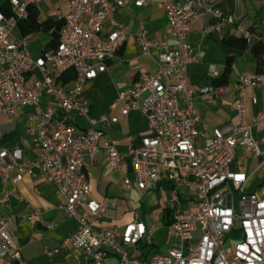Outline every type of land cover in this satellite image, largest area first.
I'll list each match as a JSON object with an SVG mask.
<instances>
[{"label": "built area", "instance_id": "built-area-1", "mask_svg": "<svg viewBox=\"0 0 264 264\" xmlns=\"http://www.w3.org/2000/svg\"><path fill=\"white\" fill-rule=\"evenodd\" d=\"M42 1L8 0L9 11L0 10V117L24 107L34 109L28 131L39 147L33 161L25 159L19 146L0 148V177L14 183L25 176L37 177L53 184L62 196L64 212L78 227L44 252L51 256L74 248L85 262L96 264H106L110 256L114 257L111 264H264V195L248 191L251 173L233 165L238 147L256 158L264 155L252 133L253 126L264 121V112L251 123L244 119L246 90L264 85V68L240 74L233 86L199 85L188 75L189 65L204 56L189 41L197 19L209 18L201 30L204 37L230 26L248 46L256 40L242 23L243 0H231L230 12L221 8L228 0H61L64 10L55 12L61 26L49 30L57 38L33 56L29 37L15 32L27 18L28 8ZM152 1L159 2L165 13L166 35L148 38L141 33L136 42L143 56L156 51V69L140 74L129 86L119 85L117 97L120 114L139 109L147 129L138 146L120 152L104 132L118 116H92L81 94L89 81L107 70L125 40L126 26L114 13L128 2L140 7ZM66 72L73 74L70 86L62 81ZM231 89L236 93L238 123L213 127L206 135V123L195 106L197 95L209 94L214 101ZM252 100L256 102V97ZM72 116L84 118L86 126L79 129ZM100 153L112 169L129 164L133 177L123 180L128 189L151 190L168 184L167 234L173 243L165 253L148 259L138 256L137 246L143 239L150 242L154 224L134 219L122 226L103 225L112 200L90 196L85 170L86 158L93 160ZM184 188L195 196L185 209L181 207ZM21 220L37 223L40 212L34 210ZM1 260L26 264L0 210Z\"/></svg>", "mask_w": 264, "mask_h": 264}, {"label": "crops", "instance_id": "crops-1", "mask_svg": "<svg viewBox=\"0 0 264 264\" xmlns=\"http://www.w3.org/2000/svg\"><path fill=\"white\" fill-rule=\"evenodd\" d=\"M5 1L0 0V5ZM35 8L38 11V21L42 22L47 19H55V12L58 9L64 10V5L61 0H43ZM221 8L224 12H230L232 10L231 0L223 3ZM243 13L242 23L255 33L256 40L264 37V3L261 0H243ZM114 17L126 26L125 40L118 47L115 57L108 62L107 70L86 84L81 99L89 107L90 114L94 117L109 114L118 116L117 122L104 128L105 136L116 142V148L120 152H127L140 144V138L147 129V120L139 109H131L125 115L120 114L122 104L117 101L118 86L121 84L129 86L140 74L156 69V51L152 50L151 55L143 56L136 37L141 33L148 38L164 37L167 18L160 3L156 1L140 7L128 2L114 13ZM208 21L207 16L197 19L189 34L191 45L195 49L200 48L204 51V56L198 62L189 65V79L199 85L210 84L211 78L221 76L229 56H232V65L226 84L233 86L240 74L256 72L255 60L248 48L237 49L223 42V39L228 37H237L233 28L224 26L220 31L209 36L202 35L201 30ZM104 28L108 30L109 24L105 23ZM18 35L20 33L17 30L15 36ZM56 38V32L38 31L37 39H29V51L33 56H36ZM63 77L62 81L70 86L73 77L68 80H63ZM253 96L256 97V102H253ZM46 101L47 99L44 98L42 108ZM235 101L236 93L233 89L214 101L209 94L197 95L195 106L206 123V135L210 134L213 127L238 123ZM34 112V109L24 107L12 116L0 117V148L19 146L22 148L25 159L33 161L37 158L39 147L34 139V134L28 131L32 126L29 116ZM262 112H264V85L248 88L245 98V121L251 123ZM72 118L79 129L86 126L84 118L74 119L73 116ZM252 133L260 150L264 152V121L253 126ZM262 159H264V155L256 158L244 148L238 147L233 160L236 169L251 173L248 191L260 195H264ZM85 170L90 183V196L97 200H112L109 209L104 214L103 225L122 226L134 219H141L147 225L154 224L155 228L150 233V242L142 240L138 244V256L141 259L150 258L149 254L155 247L159 250L157 253H165L173 243L167 234V227L171 220V207L167 201L168 184H159L157 188L151 190H139L135 187L128 189L123 180L133 177L129 164L112 169L103 153L95 156L93 160L86 158ZM13 176L14 173L11 172L10 178ZM254 178L257 183L250 185ZM158 191H166L164 201L168 203V207H163L164 212L167 211V217L166 215L161 217V223L165 226L163 235L160 237V243L164 244L163 246L160 243L152 242L154 233L159 230L158 225L152 219V211L160 205L155 197V193ZM18 195H21L22 199H19ZM181 199L183 209L189 207L195 200L192 197L184 198L182 195ZM132 203L135 205L133 213L126 220L124 214ZM63 204L64 200L56 187L37 177L25 176L21 181L15 183L10 179L0 177V210L9 220L10 232L21 245V256L26 264L29 262L44 264L42 263V254L47 255L44 250L54 248L77 230V222L64 212ZM34 210L40 212L39 222L32 223L21 220L23 215L30 214ZM48 257L52 259H49L47 264L89 263L85 262L81 252L74 248L60 250ZM110 258L114 257L110 256ZM0 264L10 263L1 260Z\"/></svg>", "mask_w": 264, "mask_h": 264}, {"label": "trees", "instance_id": "trees-1", "mask_svg": "<svg viewBox=\"0 0 264 264\" xmlns=\"http://www.w3.org/2000/svg\"><path fill=\"white\" fill-rule=\"evenodd\" d=\"M0 10L4 12L9 11V4L8 0L3 2L0 5ZM38 11L34 6H30L28 8V16L27 18L21 20L18 24L17 30L19 31L21 36H28L32 34L33 32L38 31H49L51 28H54L55 30H59L61 26V22L59 20L55 19H47L45 21H38ZM55 40H52L48 46L53 45ZM223 42L231 47L237 48V49H249V52L251 56L255 60V64L257 67V71L264 68V37H260L256 41L253 42L252 45L248 46L243 38L239 37H228L226 39H223ZM47 46V47H48ZM231 65H232V56H229L226 60L223 73L218 78H211L209 83L218 85V84H226L228 74L231 71ZM73 77L72 72L66 73V75L63 77V80H68ZM171 220H169L170 222Z\"/></svg>", "mask_w": 264, "mask_h": 264}, {"label": "rangeland", "instance_id": "rangeland-1", "mask_svg": "<svg viewBox=\"0 0 264 264\" xmlns=\"http://www.w3.org/2000/svg\"><path fill=\"white\" fill-rule=\"evenodd\" d=\"M38 37V32H33L32 34H30L29 39L30 40H35ZM257 182L254 179H252V181L250 182V185H255ZM181 195L184 198H188V197H192L195 198L194 196V192L192 190H181ZM155 197L156 200L159 201V207H155L154 210L152 211L153 215H152V219L153 221L158 225L159 230L157 232L154 233L153 238H152V242L154 243H160V237L163 235V232L165 230V226L162 225L163 223H161V217L163 215H166L167 217V211L164 212L163 207H168V203L164 201V198L166 197V191H158L155 193ZM134 203L131 204V206H129V210H127L124 214V217L126 218V220H128L130 217V215H132L133 213V209H134ZM166 223V222H165ZM145 241V239H143V242ZM159 241V242H158ZM162 242V241H161ZM161 246H163L164 244L160 243ZM159 252L158 248H154L151 253L149 254V257H151L154 253ZM42 258L43 261L42 263L47 264L49 259H52L51 257H48L45 254H42ZM114 261V258H110L106 264H111ZM29 264H36L35 262H29ZM41 264V263H40ZM88 264H96L95 262H89Z\"/></svg>", "mask_w": 264, "mask_h": 264}]
</instances>
